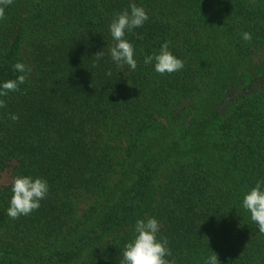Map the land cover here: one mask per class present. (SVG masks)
<instances>
[{"label":"trees","instance_id":"trees-1","mask_svg":"<svg viewBox=\"0 0 264 264\" xmlns=\"http://www.w3.org/2000/svg\"><path fill=\"white\" fill-rule=\"evenodd\" d=\"M130 4L149 15L126 34L135 71L109 51ZM166 41L184 67L160 75L144 58ZM17 62L26 82L0 98V264H122L149 217L175 264H264L242 207L264 178V0H13L0 81ZM18 174L46 179L49 194L12 219Z\"/></svg>","mask_w":264,"mask_h":264},{"label":"clouds","instance_id":"clouds-1","mask_svg":"<svg viewBox=\"0 0 264 264\" xmlns=\"http://www.w3.org/2000/svg\"><path fill=\"white\" fill-rule=\"evenodd\" d=\"M13 0H0V20L5 18V11ZM149 20L146 10L130 4L129 9L116 14L109 25V32L114 41L110 48L111 60L118 66L127 65L130 70L137 69L134 45L126 39V34L141 28ZM244 41L252 39L251 33H242ZM100 51L95 56L102 57ZM144 64H153L154 71L160 75L173 74L183 69L184 62L169 49V43L164 42L158 53L144 58ZM13 70L19 73L15 79L0 81V98L7 97L10 92L19 91L20 85L27 79L29 69L22 62L13 65ZM4 101L0 99V108ZM13 121L19 117L11 115ZM11 199L6 210L8 217L17 219L30 215L38 210L41 201L49 194V184L46 179L31 175L18 174L11 185ZM242 207L250 213L251 220L257 224L258 230L264 234V178L257 180L254 187L244 193ZM162 223L156 217L137 219L133 226V237L124 245L122 264H175L167 238L160 235ZM217 255L210 256L206 264H217Z\"/></svg>","mask_w":264,"mask_h":264},{"label":"rangeland","instance_id":"rangeland-1","mask_svg":"<svg viewBox=\"0 0 264 264\" xmlns=\"http://www.w3.org/2000/svg\"><path fill=\"white\" fill-rule=\"evenodd\" d=\"M27 53L29 54V52L27 51V52H25V55H27ZM8 181L9 180H7V178H6V179L2 180L0 183L2 185V183H6ZM77 202H78V207H79L80 210H85L90 204V201L87 200V199H84V198L78 199Z\"/></svg>","mask_w":264,"mask_h":264}]
</instances>
